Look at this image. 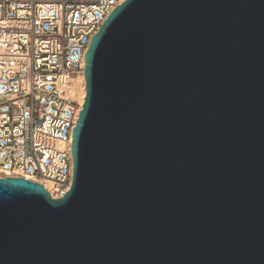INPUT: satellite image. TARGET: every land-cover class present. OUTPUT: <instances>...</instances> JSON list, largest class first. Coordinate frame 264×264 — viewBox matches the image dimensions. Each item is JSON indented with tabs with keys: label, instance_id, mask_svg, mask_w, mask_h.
I'll use <instances>...</instances> for the list:
<instances>
[{
	"label": "water",
	"instance_id": "obj_1",
	"mask_svg": "<svg viewBox=\"0 0 264 264\" xmlns=\"http://www.w3.org/2000/svg\"><path fill=\"white\" fill-rule=\"evenodd\" d=\"M84 66L70 187L0 177V264H264V0H124Z\"/></svg>",
	"mask_w": 264,
	"mask_h": 264
},
{
	"label": "built area",
	"instance_id": "obj_2",
	"mask_svg": "<svg viewBox=\"0 0 264 264\" xmlns=\"http://www.w3.org/2000/svg\"><path fill=\"white\" fill-rule=\"evenodd\" d=\"M124 0H0V177L72 181V94L91 37Z\"/></svg>",
	"mask_w": 264,
	"mask_h": 264
},
{
	"label": "bare ground",
	"instance_id": "obj_3",
	"mask_svg": "<svg viewBox=\"0 0 264 264\" xmlns=\"http://www.w3.org/2000/svg\"><path fill=\"white\" fill-rule=\"evenodd\" d=\"M72 94L75 97L76 101L82 107V104H83V101H84V96H85V77H84V72H83V74L79 75L78 77H76L74 79V84H73V87H72ZM39 182L44 186V188L46 190L51 192V194L53 195V193L51 191L50 182H48L46 180H41Z\"/></svg>",
	"mask_w": 264,
	"mask_h": 264
}]
</instances>
